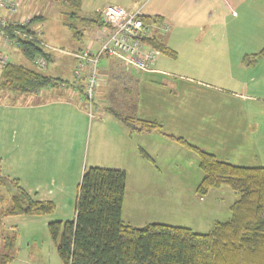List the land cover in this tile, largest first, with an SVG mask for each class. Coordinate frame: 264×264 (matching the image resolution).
<instances>
[{
  "label": "rangeland",
  "instance_id": "rangeland-1",
  "mask_svg": "<svg viewBox=\"0 0 264 264\" xmlns=\"http://www.w3.org/2000/svg\"><path fill=\"white\" fill-rule=\"evenodd\" d=\"M20 1L27 12L42 15V19H38L35 25L40 28V37L47 44L43 47L49 53L50 59H46L48 67L34 68L42 73L70 80L75 60L71 53L92 50V46L87 47V44L88 41L94 40L91 34L95 30L91 32L92 29L81 17H94L96 9L115 0H81L80 8L70 4V0ZM229 1L232 7L236 8L238 17L230 16L228 10L223 7L218 17L226 19V26L231 27V30L215 36L203 34L206 38L201 41H209L212 44L210 48L198 44L192 46L195 50H190L189 45H186L191 42L190 34L179 32L170 40L176 56L162 52L159 54L158 57L168 60L162 67L174 74L170 78H176L175 88L172 87L173 83L165 82L161 78L156 79L159 83L153 86L150 81L141 82L138 73L120 75L117 82L120 87L119 94L113 97L111 105L105 101V91L99 90L97 86L95 91L98 96L94 92L91 107H86V125L83 132L78 126L73 129L71 145H75L72 146V153L77 159L82 151L81 163L86 165L85 168H136L127 172L129 188L124 217L128 216L129 212L138 226L150 221L149 223L181 225L194 231L205 232L211 229L214 222L224 221L230 216V205L238 197V194L226 185L212 188L206 195L200 196L196 187L202 178V171L196 153L164 135L177 133L175 135L182 136L194 144V141L208 142L212 132L198 129L202 125L207 128L209 123H214L206 111L202 112L208 106H217L218 109L230 108L237 112L230 115L231 120L235 115L239 123L244 106L255 105L254 111L250 112L251 118L255 116L259 121L264 120V56L254 62L250 55L258 52L264 45V0ZM182 2L183 0H173L171 8L178 7L188 16L191 11L194 14L200 12L203 15H199V19L209 15L200 19L204 20L203 26H211L217 15V8L223 4L221 0H184V4L180 6ZM232 26L237 29L232 30ZM78 30L82 32L80 37L74 35ZM94 41L96 43L97 40ZM6 54L10 61L30 66L21 51L11 50ZM245 55L250 57L245 58ZM253 78L259 79L258 82L251 81ZM243 82L249 83L246 92L243 88L247 86L242 85ZM139 89L140 101H137ZM172 89L175 92H172V96H167ZM233 91L246 93L250 98L240 101L230 95H237ZM2 97L4 98L5 94ZM168 97L176 98L177 110L173 103L170 106ZM150 99H157L160 105L154 107ZM4 101L5 99H1L0 102V119L3 118V121H0V155L4 158L0 166V260L4 254L12 256V259L0 264H63L50 237L48 222L70 220L74 217L77 186L82 172L63 173L62 180L66 181L67 187L53 194L55 199L51 212L39 215H3L4 210L12 203V196L17 193L12 179L26 172L11 162V144L21 141L11 137L10 130L5 128L4 120L9 114L2 111L1 107L6 103ZM116 113L134 118H141V115L155 117L162 125V131H156V136L161 138L162 144L146 142L144 137L138 136L132 137L128 142H122L119 131L124 122ZM243 116L246 117V113ZM237 123L234 121L231 124ZM94 126L97 128L96 132ZM39 130L41 136L49 139L48 143L59 147L62 145L61 131L50 133L48 136V130L44 133L42 128ZM239 145L236 148H239ZM139 148H144L152 154L154 162L146 161ZM19 151L16 146L14 154L20 155ZM237 153L250 156L244 149ZM258 156L259 161L254 163L264 166V160L261 155ZM235 161L242 165L249 163L247 160ZM140 163L146 165V168H139ZM85 168L83 167V170ZM34 197L38 198L37 195ZM13 237L16 243L10 248Z\"/></svg>",
  "mask_w": 264,
  "mask_h": 264
},
{
  "label": "trees",
  "instance_id": "trees-1",
  "mask_svg": "<svg viewBox=\"0 0 264 264\" xmlns=\"http://www.w3.org/2000/svg\"><path fill=\"white\" fill-rule=\"evenodd\" d=\"M71 3L80 8L81 0H70ZM36 19L38 17H32L19 29L35 35L30 26ZM81 19L85 24L105 25L97 11L94 17ZM143 19L163 21L144 15ZM5 29L10 38L17 39L21 53L29 62L38 55L48 59L37 40L21 38L12 26ZM81 34L79 30L74 32L76 37ZM151 42L162 53L176 55L175 50L159 39L153 38ZM250 55L254 62L264 56V45ZM56 80L37 69L8 61L0 72V90L30 92L57 84ZM116 114L132 132L162 131L156 120ZM168 136L196 153L202 171L196 187L200 196L222 185L238 194L230 205V216L214 222L205 232L159 222L138 227L129 225L122 219L125 171L89 166L83 170L77 186L74 217L48 222L50 237L63 264H264V166H246L219 159L181 136ZM12 183L17 193L3 215H39L53 210L52 200L33 198L16 178ZM11 241L10 248H13L15 237ZM1 256V263L12 259L10 255Z\"/></svg>",
  "mask_w": 264,
  "mask_h": 264
},
{
  "label": "crops",
  "instance_id": "crops-1",
  "mask_svg": "<svg viewBox=\"0 0 264 264\" xmlns=\"http://www.w3.org/2000/svg\"><path fill=\"white\" fill-rule=\"evenodd\" d=\"M19 4L18 12L14 15H9L7 12L0 10V17H6L8 19H19L22 17H38V19H42V15L39 13L31 14L27 12L23 8V4L20 0H16ZM222 6L217 8V15L214 17L211 23V26H203V21L201 18L209 17V15L201 16L199 19V15H203L200 12L194 14L193 11L190 12V15H184L180 8L172 7L171 4L173 0H115L112 2L113 4H117L122 6L127 10L140 9L142 15L149 17L151 20L154 18H159L169 24V29L163 33L156 35V38L159 41L163 42V44L169 46L173 49L170 40L174 34L186 33L190 34L191 42H187L190 47V50H195L193 45H201V47L210 48L212 44L209 41L202 42L201 40L206 38L204 37L207 34L217 35L222 34L224 32H228L231 30V27L228 26L226 19L218 17L223 7L228 10L229 15L234 18L238 17V13L235 7H232V3L229 0H221ZM176 2V1H174ZM184 2V0H183ZM180 4L182 6L184 3ZM232 2H237V0H232ZM178 6V5H174ZM100 8V7H99ZM176 11H174V10ZM98 9H96L97 11ZM83 18V17H82ZM36 19L32 24L31 28L35 31V36L43 42L41 44L43 50L45 51L43 46H47L46 42L40 37L41 31L38 26L35 25V22L38 21ZM186 19V21H185ZM87 26L93 30H95L91 36L94 40H97V36L101 34L102 29L105 25L94 26L87 24ZM237 29L235 26H232V30ZM205 34V35H203ZM210 35V36H211ZM80 37V36H79ZM94 40L88 41L87 47L92 46L91 52L95 51L98 47L99 41L96 43ZM222 41V40H221ZM20 51L19 46L15 44H5L2 42L0 38V51L5 54L9 51ZM174 50V49H173ZM46 52V51H45ZM81 51L72 52L71 55L74 57V67L72 70V76L70 80L62 79L56 77L50 73H45L50 75L52 78L57 79V84H49L45 87H42L35 91L30 92H14L7 90H0V102L1 99H5L4 106H2V111L9 114V117L4 120V125L7 130H10L11 137H15L16 140L21 141L20 143H12L10 147V156L11 162L14 163L18 168H23L26 172H23L22 175H17L16 178L20 181L21 186L33 197L37 195L39 200H54L55 195H53L58 190H63L67 187L66 181L62 180L64 176V172H83V167L85 168V164L81 163L82 160V151L81 154L78 155L77 159L74 157L72 153V135L74 127H80V131L85 128L86 119L85 115L87 114L86 107H91V102L87 98L86 95V82H87V73H88V62L79 59L76 57L75 53ZM176 52V51H175ZM48 59H50V55L48 52ZM7 55V54H6ZM23 55V54H22ZM8 56V55H7ZM173 56V55H171ZM176 56V55H175ZM174 56V57H175ZM24 57V56H23ZM25 58V57H24ZM27 60V59H26ZM8 61L9 58H8ZM28 61V60H27ZM168 60L166 58L158 57L157 60L150 66L149 69L139 70L134 68L123 61H121L118 57L114 56H102L97 63V72H98V82L96 84L99 87V90H104V98L105 101L111 105L113 97L119 94V90L117 82L120 75H128L129 73H138L139 80L150 81L155 84L156 79H162L165 82L173 83L172 87H176V78L173 80L170 78L174 76V74L169 73L168 71L163 69V65ZM12 62V61H11ZM29 62V61H28ZM16 63V62H15ZM20 64V63H18ZM81 64V65H79ZM23 65V64H22ZM30 66H26L29 68H34L37 66L33 61L29 62ZM79 65V69L77 66ZM25 66V65H24ZM82 66V67H81ZM45 67H48L45 64ZM36 69V68H34ZM2 70V69H1ZM0 70V72H1ZM259 79H251V81L258 82ZM264 81V80H263ZM248 82H243L242 85H245L246 88H243L244 92L248 89ZM94 92L97 95V91ZM93 92V97H94ZM172 92H175L172 89L171 92L167 93V96H172ZM235 92V91H233ZM236 94H230L231 96L237 97L238 100H247L250 97L243 92H235ZM5 94V97L2 96ZM152 97H155L152 95ZM93 99V98H92ZM254 100V99H253ZM137 101H140V89L137 93ZM170 106L175 105L176 110L177 100L176 98H169ZM3 102V101H2ZM153 106L155 107L160 105L156 100L152 101ZM258 106V105H257ZM255 105L244 106L242 109L241 119L239 123H237V117L234 115L233 120H231L230 115L237 113L231 110L230 108L218 109L217 106H208L204 108L202 111H206L210 117H212V122L209 123L207 128H204V125L200 126L198 129L207 130L212 132V137L208 142H199L194 141L199 147L204 148L212 153H214L219 159H223L229 162H236V160H247L249 162L246 166H258L256 165V161H259V156L264 160V120L259 121L255 116H250ZM96 108V106H95ZM97 109V108H96ZM112 110L111 108H109ZM256 111V109H255ZM251 112V113H250ZM244 113H246V117H244ZM176 114V113H174ZM142 119L147 120H156L155 117H146L144 115L140 116ZM138 118V117H137ZM154 118V119H153ZM3 121V118L0 119ZM157 121V120H156ZM231 121V122H230ZM237 123L236 125H232L231 123ZM119 135L121 136L122 142H128L132 137H144L146 142H155L156 144L161 145L162 140L158 136H156V130H152L150 132H132L127 128L124 124H121ZM162 126V125H161ZM236 126V127H235ZM120 127V126H119ZM43 129V133L45 130H48V136L51 134H56L59 130L62 133V145L54 146L53 144L48 143L46 137L41 136L39 134V129ZM113 128V127H112ZM53 129V130H51ZM94 130L96 132L97 128L94 126ZM260 130V132L258 131ZM83 132V131H82ZM2 134V133H1ZM168 134L178 136L172 133H164V135L168 136ZM169 137V136H168ZM182 137V136H181ZM39 138V139H37ZM171 138V137H170ZM172 139V138H171ZM14 139H12L13 141ZM173 140V139H172ZM175 143L179 144L175 140ZM194 144V143H193ZM195 144V145H196ZM239 145V148L236 146ZM197 145V146H198ZM16 146L19 148V154L15 155ZM184 146V145H182ZM185 147V146H184ZM146 148V147H145ZM187 148V147H186ZM189 149V148H188ZM245 150L250 153V156H245L242 153H237L239 150ZM130 150V149H129ZM140 153L144 157V159L148 162H154L153 155L150 154L144 148H139ZM144 151L147 156L142 152ZM194 152V151H193ZM131 153V152H130ZM195 153V152H194ZM73 154V155H72ZM83 156V155H82ZM53 159H50L52 158ZM76 159V162L75 160ZM4 158L0 155V166L3 162ZM18 160V161H17ZM2 161V162H1ZM239 162V161H238ZM237 163V162H236ZM94 164V163H92ZM240 164V163H238ZM242 165V164H241ZM261 166V165H259ZM125 171L126 179H125V194L122 204V219L123 222L137 226L135 223V218L128 213V216L124 217V207L125 201L127 199L128 193V174L129 170H136L135 167H125V166H117ZM114 167V168H117ZM139 168H146V165L140 163ZM138 168V169H139ZM152 171V168H151ZM32 172V173H28ZM80 174V173H79ZM82 174V173H81ZM7 177V176H5ZM9 179V177H7ZM129 191H133V189H129ZM129 208V207H127ZM130 209V208H129ZM150 222V221H149ZM148 222V223H149ZM145 224V223H143ZM147 224V223H146ZM16 243V242H15Z\"/></svg>",
  "mask_w": 264,
  "mask_h": 264
},
{
  "label": "built area",
  "instance_id": "built-area-1",
  "mask_svg": "<svg viewBox=\"0 0 264 264\" xmlns=\"http://www.w3.org/2000/svg\"><path fill=\"white\" fill-rule=\"evenodd\" d=\"M18 7L19 4L16 0H0V10L9 15L17 14ZM97 12L105 24L101 34L97 36L99 41L97 49L93 52L83 50L75 53L77 58L88 62L86 95L90 102L98 82L97 63L102 56L118 57L124 63L139 70L149 69L161 53L151 40L169 29V24L165 21H145L140 9L127 10L120 5L107 3L98 8ZM29 21V17L19 19L0 17L2 42L19 46L17 39L10 38L5 29L12 26L14 32L21 38L35 39L43 44L35 35H30L28 32L19 29V27L26 26ZM7 62L8 56L0 51V70ZM33 62L37 66H45L46 64L42 55L36 56ZM79 65L77 69H79Z\"/></svg>",
  "mask_w": 264,
  "mask_h": 264
}]
</instances>
